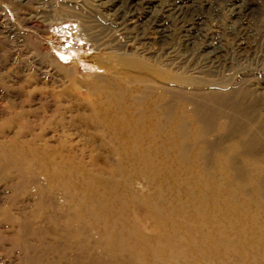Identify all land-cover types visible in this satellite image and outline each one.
I'll return each instance as SVG.
<instances>
[{
  "label": "rangeland",
  "instance_id": "374dc122",
  "mask_svg": "<svg viewBox=\"0 0 264 264\" xmlns=\"http://www.w3.org/2000/svg\"><path fill=\"white\" fill-rule=\"evenodd\" d=\"M97 1L0 0V264H43L42 246L60 245L45 236L56 187H68L65 200L92 195L90 222L93 212L100 223L114 213L118 234L153 238V264H264L262 191L249 182L248 156L228 151L258 137L264 160V0H192L208 37L193 49L179 22L161 42L116 11L161 16L182 0ZM65 18L82 27L71 53L59 52L64 37L46 25ZM219 100L233 109L227 121L204 107L195 114ZM235 122L250 135H234ZM229 155L236 167L222 172ZM198 177L221 190L198 187Z\"/></svg>",
  "mask_w": 264,
  "mask_h": 264
},
{
  "label": "bare ground",
  "instance_id": "6f19581e",
  "mask_svg": "<svg viewBox=\"0 0 264 264\" xmlns=\"http://www.w3.org/2000/svg\"><path fill=\"white\" fill-rule=\"evenodd\" d=\"M97 2L104 9H107V7L106 8L104 7L105 4H107L106 2L100 3L99 0ZM140 4L142 7L141 1H140ZM194 4L195 3H193L192 0H182V2L180 4L176 3L174 5V7L171 4L168 5L167 7L173 8V9H171L172 11L169 9H167L166 11L164 10L165 12L161 16H159V15L154 16V13H151L149 16L146 15V16H144V18H140V19L136 18V15L134 14L135 9H132L131 12H133V13L129 15L127 12V9L125 7L126 6L125 4L120 5V7H118L116 9V11L117 12L119 11V14H118L119 18L120 19L122 18L123 22L126 23L129 21V22H131L130 25L132 24L133 27L138 26V28L143 32H144V29L146 28L145 26L150 25L154 31L159 32L160 36L158 37V39L161 42H163L166 38L169 37V33H168L169 30L168 29L171 27L172 21L179 22L180 23L179 27L181 29V32H183L181 39H182L184 45L193 49V47L195 45L197 46V44L195 43L196 40L201 41L203 43H206V41L208 40V37L206 36L207 35L206 31H205L207 29V28H205V21H204L205 18L200 17L199 13H197L198 14L197 17L194 18V13H193L194 11L192 8V5H194ZM244 4H246V3H244ZM144 5H146V4H144ZM135 6H137L136 9L139 10L138 5H135ZM73 7L75 8V5ZM238 7H240V5H238ZM238 7L235 6L236 9ZM254 8H255V6H254ZM205 9H207V8H205ZM148 11L149 10H147L146 14H149ZM124 28H126V27H124ZM138 28H136V29H138ZM180 48H182V47H180ZM214 58H216V57H214ZM226 100H228L227 97H226ZM242 100H243V98H242ZM197 103H194V104H197ZM237 103H238V101H237ZM192 106H193V103H192ZM201 107H204L205 110H207V113H209L206 116H209L212 114L215 118H218V120L225 119L227 121L229 119V117H228L229 112L233 111V109L231 111H229V109H227V107L230 108L229 106H227V102L220 101V100L216 104H214L212 101L211 103L208 104V106H207V103L203 104V105L197 104L195 108L193 106L195 112L199 111L200 109H203ZM235 110H237V109H235ZM195 114H198V112ZM229 116H230V114H229ZM235 116H237V115H235ZM209 118H210V116H209ZM197 119L199 121H201L202 116L200 118H197ZM206 121H207V119H206ZM229 121H228V123H230ZM200 123L201 122H199V124ZM235 123L237 124V127L235 128L234 135L237 132L240 133V131H238V130L241 128L239 125L241 123H237V122H235ZM227 125H229V124H227ZM211 126H213V125H211ZM230 126H232V125L230 124ZM197 127L195 130L194 136L198 137L197 139L199 140L200 136H198V135L200 133L201 128L199 129ZM199 127H201V126H199ZM233 130H234V127H233ZM241 130H242V128H241ZM246 131L245 130L243 131L242 136H245V134H249V133H245ZM255 133H254V135H255ZM256 136H258V135H256ZM260 139L261 138H258V137H253V136L247 137L246 136L245 138L241 139L239 142L235 141L234 143H232L228 147L229 152L235 151V153L239 152L245 156H248L246 163H247L248 168H249L247 170V172L249 174V182H250L251 186H253V189L255 192H257V190H260L263 193V194L260 193V195H259L260 197H258V198H260L259 200L264 198V160L257 159L258 158L256 156L257 153L254 154V152L256 150H259V152H260V149H259V146H260L259 143H261ZM196 153L198 155L199 151ZM226 157L227 156H225V159H222V161L220 162V164H221L220 168H221L222 172L228 171L231 168V166L236 167V165L233 164V162L231 161L230 155H229L230 159H228ZM200 158H201V156H200ZM250 158H251V160H250ZM253 159H255V160H253ZM241 167H243V166H241ZM244 168L245 167H243V169ZM232 169H231V171H232ZM235 169H237V168H235ZM240 170L239 171L237 170V172L235 171L236 172L235 178H236V182L241 181L239 188H243L246 185V184L244 185V181H243L244 180V178H243L244 172L243 171L245 169L243 171L242 170L240 171ZM235 172H233V173H235ZM241 172H243V173H241ZM199 178L200 177H198L196 180V185L198 187L204 186L205 189H208L207 187H209V188H212L213 191H218V190H221V188H222L221 185L218 187L215 184H212L211 182L209 184H206L207 186L201 185L200 184L201 180ZM226 179H227V177H226ZM245 179H247V178L245 177ZM64 189H68V187H56L58 197H56V199H55V207H52L50 203L45 202V204L48 208V213L46 216V220L48 222V225L45 227V230H46L45 236H46V238H53V236L56 235L54 240L56 241V243L57 242L60 243V245L59 246L54 245L51 247L52 244L49 245V243H47L46 245L42 246V249L44 250L43 251V253H44L43 264H59V263H62L63 261L66 260V258H64L65 255L68 256V262H65L67 264H153L152 257H151V251L149 249V244L152 242L153 238H150L146 234H118L123 229L118 227L114 222H112L115 218V215H116L114 213L107 216V218L110 221L109 220H103L100 223L99 216H97V214L95 212H93L92 222H90L88 220V210L91 206V201L87 198H91V200H92V195H84L87 198H84V199L80 200L79 202H76V200H78V198H79V195L77 194V191H75V192L70 193L68 195L67 200H65L64 198L66 195L63 194ZM53 191H54V189L50 190L49 194H51ZM218 195L219 194L212 195V197H211L212 200H215L216 196H218ZM235 199H236V197H234L232 200H235ZM93 200L95 203L93 209H95L99 206V203L94 198H93ZM244 200L247 201L246 198H244ZM39 204H40V199H38L36 202L37 206ZM53 214H55L56 216L58 214L60 215L61 220L59 223H56L53 221ZM158 231H159V229L157 230V232ZM160 236L163 237L164 239H166L167 237H171L170 234H162V233L160 234ZM133 237L135 239H133ZM161 237H160V239H161ZM51 240H53V239H51ZM54 240H53V243L55 242ZM164 242H165V240L163 241V245L160 249V255L163 258H167V256H166L167 250L166 249H168V244H165ZM170 244H171V242H170ZM60 248H62L64 250V252L61 255L56 256L57 253H59L58 251H60ZM55 256H56V258H55ZM45 257H46V259H45ZM168 260H169V257L167 258V261Z\"/></svg>",
  "mask_w": 264,
  "mask_h": 264
},
{
  "label": "built area",
  "instance_id": "2783aa9c",
  "mask_svg": "<svg viewBox=\"0 0 264 264\" xmlns=\"http://www.w3.org/2000/svg\"><path fill=\"white\" fill-rule=\"evenodd\" d=\"M57 5L58 4L55 1V3H53V9L54 10L58 8ZM62 12H63V7H62ZM82 15H83V13H82ZM46 25L53 32V33H51L53 36H59V34L61 33L62 37H64L63 38L64 42L61 43V46L59 48L60 53L61 52L71 53V50L73 48L78 47V44L76 43V40H75V35H74L73 30L74 29L76 31L81 30L82 29L81 23L79 24V22L67 21L65 18V19L58 20V22H52L51 21L50 23H48ZM76 34H77V32H76Z\"/></svg>",
  "mask_w": 264,
  "mask_h": 264
}]
</instances>
